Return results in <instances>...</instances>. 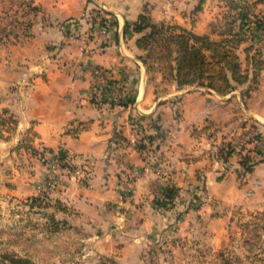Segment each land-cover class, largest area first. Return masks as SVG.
<instances>
[{"label": "crops", "instance_id": "0c3cea01", "mask_svg": "<svg viewBox=\"0 0 264 264\" xmlns=\"http://www.w3.org/2000/svg\"><path fill=\"white\" fill-rule=\"evenodd\" d=\"M21 4L27 9L13 25L9 13ZM241 9L222 0H0V123L11 121L0 127V169L9 153L17 164L19 141L43 152L31 156L32 173L11 175L8 191L47 190L51 169L66 160L70 175L49 190L74 209L88 253L145 264V250L193 234L196 219L212 251L224 247L236 214L264 213V68L257 83L224 95L178 87L169 68L148 62L138 46L145 31L132 24L146 15L212 38L225 14L238 28ZM247 127L260 148L225 152Z\"/></svg>", "mask_w": 264, "mask_h": 264}, {"label": "rangeland", "instance_id": "374dc122", "mask_svg": "<svg viewBox=\"0 0 264 264\" xmlns=\"http://www.w3.org/2000/svg\"><path fill=\"white\" fill-rule=\"evenodd\" d=\"M223 5H231L232 9L242 8L241 12L248 14L253 20L264 19V0H222ZM256 4L258 6H256ZM255 6V7H254ZM252 13V14H251ZM234 14V12H232ZM257 14V15H254ZM254 17H252V16ZM234 16V18H233ZM236 16L225 14L221 21L214 22L212 30L216 31L217 37L212 39L220 40L223 37H230L237 28H234ZM239 22V21H238ZM167 26V25H165ZM159 25H157V28ZM247 30H243L241 39H245L237 49L241 55L242 66H246L241 49L252 46V55L264 59V26L257 23H250ZM235 29V30H234ZM234 30V31H233ZM175 32H179L175 30ZM166 31L161 29L154 38H163ZM261 35V36H259ZM149 40L146 56L150 64L157 68L168 70L171 66V48L163 41ZM259 51V53L257 52ZM169 71V70H168ZM10 120L6 118L0 127L8 126ZM18 149H13V159L17 164L10 163V153L4 156L0 169V264H11L10 258H21L30 264H74V258H81L82 255L97 259L96 264H117L114 258L103 255L88 253L87 241L83 238L77 221L74 220V209L67 207L61 201L54 199L49 188L55 180L70 175V166L66 160L58 161L57 171L51 169L47 190L32 195H12L7 188L11 187L14 177L20 179L25 173H32V157L42 155L39 153L29 139L19 141ZM0 158H2L0 156ZM8 160V161H7ZM7 161V163H5ZM10 165L16 167L12 171ZM62 180V179H61ZM51 181V184L50 182ZM193 234H186L176 237L173 246H165L160 250H145V264H204L214 262L218 264H264V231L260 237L254 238L251 232L243 226L248 222L261 224L260 216L252 212L249 214L239 213L234 217L233 222L228 223V234L226 245L212 251L204 237V226L202 221L196 219ZM91 223V222H90ZM264 224V222H262ZM178 226V225H177ZM254 226V224H253ZM178 237V238H177ZM200 243L199 248L195 245ZM143 255V254H142ZM87 257V256H86ZM112 257V256H110Z\"/></svg>", "mask_w": 264, "mask_h": 264}, {"label": "trees", "instance_id": "16d2710c", "mask_svg": "<svg viewBox=\"0 0 264 264\" xmlns=\"http://www.w3.org/2000/svg\"><path fill=\"white\" fill-rule=\"evenodd\" d=\"M241 11L237 30L230 37H223L220 40H214L208 35H197L180 27L154 24L146 15H140L132 25L136 32L145 31L138 40V46L146 51L151 39L173 45V48L170 49V60L174 62V66L169 67V76H173L178 87L195 85L224 95L236 86L247 83L250 79L251 84L257 83V76L264 68V59L252 55V46L244 49L246 66H242L241 58L237 52L245 40L241 39L244 38L241 34L243 30L248 29L250 23L264 26V19L263 21L258 18L252 20L248 14ZM157 25H159L158 28ZM128 27L129 25H126V28ZM161 29H164L167 34L163 38H154ZM175 30L179 32H175ZM255 137L259 138V134L256 133ZM147 140L150 138L148 137ZM248 161V159L242 161L245 169H249ZM173 193L174 190L169 188L166 191V197L171 198ZM258 216H260L261 224L248 222L243 226L244 229L251 232L254 238L260 237V232L264 231L262 223L264 222V213H258ZM258 231L260 232L258 233ZM262 242L264 243V240ZM10 259L11 264H30L29 261L21 258Z\"/></svg>", "mask_w": 264, "mask_h": 264}, {"label": "built area", "instance_id": "2783aa9c", "mask_svg": "<svg viewBox=\"0 0 264 264\" xmlns=\"http://www.w3.org/2000/svg\"><path fill=\"white\" fill-rule=\"evenodd\" d=\"M27 9V5L21 4L19 7H17V10L14 12H10L9 15L12 18L13 25H19V21L21 20L23 13ZM103 32V31H102ZM94 72L98 75L101 74V70L96 68ZM262 143L261 138L255 137V133L247 127L246 132L242 134V137L236 142L232 143L231 141H228L225 145V152H231V151H241L242 149L246 148L248 145H252V148H260ZM216 156L215 158H223L222 155L218 154V151L216 150ZM214 152V153H215Z\"/></svg>", "mask_w": 264, "mask_h": 264}]
</instances>
